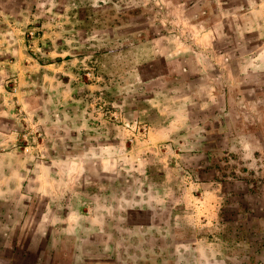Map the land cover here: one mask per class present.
Returning a JSON list of instances; mask_svg holds the SVG:
<instances>
[{
	"label": "rangeland",
	"instance_id": "374dc122",
	"mask_svg": "<svg viewBox=\"0 0 264 264\" xmlns=\"http://www.w3.org/2000/svg\"><path fill=\"white\" fill-rule=\"evenodd\" d=\"M9 135L0 264H264V0H0Z\"/></svg>",
	"mask_w": 264,
	"mask_h": 264
},
{
	"label": "crops",
	"instance_id": "0c3cea01",
	"mask_svg": "<svg viewBox=\"0 0 264 264\" xmlns=\"http://www.w3.org/2000/svg\"><path fill=\"white\" fill-rule=\"evenodd\" d=\"M11 142H13L12 140V136H6L5 138L4 137H1L0 138V148L7 145V144H10ZM10 157V156H9ZM17 167H16V164L14 162H8L7 164L4 163V164H0V174L3 173V174H10L12 172V170H15Z\"/></svg>",
	"mask_w": 264,
	"mask_h": 264
}]
</instances>
